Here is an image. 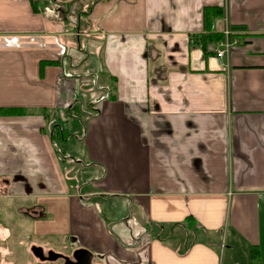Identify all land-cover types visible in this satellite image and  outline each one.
<instances>
[{
  "label": "crops",
  "instance_id": "1",
  "mask_svg": "<svg viewBox=\"0 0 264 264\" xmlns=\"http://www.w3.org/2000/svg\"><path fill=\"white\" fill-rule=\"evenodd\" d=\"M208 8L211 32L241 29L221 60L198 43ZM77 91L93 98L83 184L53 139ZM4 109L31 113L0 115V201L25 202L31 249L264 264V0H0ZM166 226L206 240L180 254Z\"/></svg>",
  "mask_w": 264,
  "mask_h": 264
},
{
  "label": "rangeland",
  "instance_id": "2",
  "mask_svg": "<svg viewBox=\"0 0 264 264\" xmlns=\"http://www.w3.org/2000/svg\"><path fill=\"white\" fill-rule=\"evenodd\" d=\"M76 80L78 85L82 83V80ZM89 81L88 78L84 82L89 83ZM92 100L93 98L88 93L81 91L73 92L71 104L65 107L63 115L56 117L53 121L55 128H57L55 136L56 145L59 148L61 156H65L64 158L67 159L66 161L68 162L66 164L71 171V175H75L81 184L88 181L86 180L88 175H86V170L83 166L76 163L81 160L78 158H80V154L82 153L81 141L84 137V120L89 114H92ZM24 204L25 202L22 200L16 199H13L12 202L11 200L0 201V213L6 212L0 216V264H62V261L41 263L32 254V244L30 243L32 233L25 234L23 228L25 226L20 224L23 223L25 216L17 212V209ZM165 228L164 232L158 229L156 233L160 237L166 238V240H172V245L178 250H183L191 242L206 240V237L196 230L193 236L187 238L185 237L187 231L185 232L172 226H166ZM233 254H236V256H232ZM222 258V264H245L242 262V256L237 253L228 251V253L222 255Z\"/></svg>",
  "mask_w": 264,
  "mask_h": 264
},
{
  "label": "trees",
  "instance_id": "3",
  "mask_svg": "<svg viewBox=\"0 0 264 264\" xmlns=\"http://www.w3.org/2000/svg\"><path fill=\"white\" fill-rule=\"evenodd\" d=\"M222 13L221 9L219 8H208L204 11V27H205V30L207 32H205L203 35H201L199 37V45L201 46L202 50L204 52L207 51V46L209 44H220L221 42L224 41V36L223 35H220V34H215L213 32L210 31V26L212 24V22L218 18L220 16V14ZM241 29H239V27H232L231 28V31H240ZM46 63H42L40 65V69H44ZM31 113H28V111H25L23 109H4L1 111V114L0 115H3V116H28L30 115ZM56 131H57V128H55V130L53 131V139L54 141L56 140L55 136H56ZM65 138V137H64ZM59 150V149H58ZM175 227V226H173ZM189 248V245L188 246H185V248L183 250H179V253L180 254H184L187 252Z\"/></svg>",
  "mask_w": 264,
  "mask_h": 264
},
{
  "label": "water",
  "instance_id": "4",
  "mask_svg": "<svg viewBox=\"0 0 264 264\" xmlns=\"http://www.w3.org/2000/svg\"><path fill=\"white\" fill-rule=\"evenodd\" d=\"M31 252L34 257L38 258L40 261L55 262L58 259H63L64 264H94L92 254L89 251L83 249L76 250L72 255V259L54 252H49L48 257L45 258L43 255V249L40 247H33Z\"/></svg>",
  "mask_w": 264,
  "mask_h": 264
},
{
  "label": "built area",
  "instance_id": "5",
  "mask_svg": "<svg viewBox=\"0 0 264 264\" xmlns=\"http://www.w3.org/2000/svg\"><path fill=\"white\" fill-rule=\"evenodd\" d=\"M223 36L224 41L218 44L217 48L214 49L217 58L220 60L226 58L229 55L231 48L238 44L237 41L232 40L233 31H231V29L223 31Z\"/></svg>",
  "mask_w": 264,
  "mask_h": 264
},
{
  "label": "flooded vegetation",
  "instance_id": "6",
  "mask_svg": "<svg viewBox=\"0 0 264 264\" xmlns=\"http://www.w3.org/2000/svg\"><path fill=\"white\" fill-rule=\"evenodd\" d=\"M54 131V130H53ZM49 252H52V251H45L44 249H43V255H44V257L45 258H47L48 257V253ZM55 253V252H54ZM56 254H58V253H56ZM59 255H62V254H59ZM72 255H73V253H71V255H68V256H65V255H62V256H64V257H68V258H70V259H72ZM70 256V257H69ZM38 259V258H37ZM39 260V259H38ZM40 261V260H39ZM58 261H62V264H64V260L63 259H58L57 261H55V262H58ZM41 263H55V262H49V261H40Z\"/></svg>",
  "mask_w": 264,
  "mask_h": 264
}]
</instances>
